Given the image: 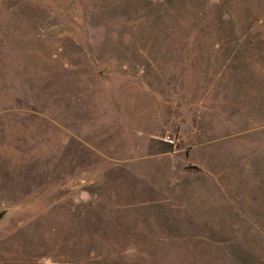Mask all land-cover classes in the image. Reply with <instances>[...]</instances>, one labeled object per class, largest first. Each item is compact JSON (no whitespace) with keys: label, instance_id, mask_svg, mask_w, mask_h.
<instances>
[{"label":"rangeland","instance_id":"374dc122","mask_svg":"<svg viewBox=\"0 0 264 264\" xmlns=\"http://www.w3.org/2000/svg\"><path fill=\"white\" fill-rule=\"evenodd\" d=\"M192 127L237 216L163 244L115 184ZM0 213V264H264V0H0Z\"/></svg>","mask_w":264,"mask_h":264},{"label":"crops","instance_id":"0c3cea01","mask_svg":"<svg viewBox=\"0 0 264 264\" xmlns=\"http://www.w3.org/2000/svg\"><path fill=\"white\" fill-rule=\"evenodd\" d=\"M195 128L182 135L180 149L135 159L153 165L144 167L133 160L134 178H118L115 184L117 190H131L125 197L117 191L115 216H136L131 228L158 236L163 244L195 245L205 230L209 238L215 229L219 235V216H237L235 174L230 181L229 168L221 167L218 155L219 142L228 137L207 134L203 138ZM213 216L219 224H214Z\"/></svg>","mask_w":264,"mask_h":264},{"label":"built area","instance_id":"2783aa9c","mask_svg":"<svg viewBox=\"0 0 264 264\" xmlns=\"http://www.w3.org/2000/svg\"><path fill=\"white\" fill-rule=\"evenodd\" d=\"M166 143L169 144V145H175V141L171 138H167L166 139Z\"/></svg>","mask_w":264,"mask_h":264},{"label":"water","instance_id":"95a60500","mask_svg":"<svg viewBox=\"0 0 264 264\" xmlns=\"http://www.w3.org/2000/svg\"><path fill=\"white\" fill-rule=\"evenodd\" d=\"M4 214L3 213H0V221L2 220Z\"/></svg>","mask_w":264,"mask_h":264}]
</instances>
